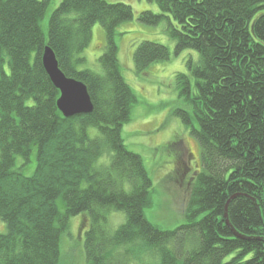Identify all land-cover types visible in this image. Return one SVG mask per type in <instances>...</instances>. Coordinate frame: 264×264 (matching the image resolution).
I'll use <instances>...</instances> for the list:
<instances>
[{"label": "trees", "instance_id": "16d2710c", "mask_svg": "<svg viewBox=\"0 0 264 264\" xmlns=\"http://www.w3.org/2000/svg\"><path fill=\"white\" fill-rule=\"evenodd\" d=\"M147 1L160 14L137 20L165 22L175 54H197L177 76L189 111L175 115L203 163L184 223L170 231L147 219L153 183L123 138L139 101L121 71L117 29L134 20L133 8L62 0L45 32L52 0H0V264H65L62 238L80 215L90 222L88 264H146V255L159 264H264V0ZM97 23L106 36L99 70H83ZM46 47L87 87L91 114L65 118L58 110ZM170 57L168 47L143 41L135 68L143 74ZM34 148L35 171L26 177L17 158L26 166ZM113 211L124 216L115 230L107 225Z\"/></svg>", "mask_w": 264, "mask_h": 264}, {"label": "rangeland", "instance_id": "374dc122", "mask_svg": "<svg viewBox=\"0 0 264 264\" xmlns=\"http://www.w3.org/2000/svg\"><path fill=\"white\" fill-rule=\"evenodd\" d=\"M62 0H52L42 22L46 32L48 21ZM110 4H125L133 8L134 20L120 25L117 29L119 60L124 79L130 85L139 103L133 108L132 121L123 128V138L127 148L139 155L153 183L150 194L151 207L145 211L147 219L162 230H174L184 223L186 207L191 195V183L202 170L201 148L197 140L175 115L180 110L189 111L184 95V87L179 85L177 76L188 74L187 61L192 51L175 54V42L166 33V23L147 26L137 18L140 13L151 11L160 14L156 4L147 0H104ZM106 41L105 32L99 23L92 28V41L83 56V70H99L98 59L102 55ZM143 41H150L168 47L171 57L168 61L156 63L145 73H137L134 54ZM73 79V78H71ZM75 80V79H74ZM182 88V89H181ZM181 91L183 93H181ZM92 131V135H94ZM37 150L34 148L30 163L22 167V159L17 158V168L26 177L35 171ZM59 208L64 205L59 200ZM124 216L113 211L107 223L111 230L118 229ZM90 227L85 215L74 217L69 223L65 242V264H88L85 256L84 234ZM112 232V231H111ZM0 233H6L5 224L0 221ZM146 264L156 263L152 255L144 258ZM62 261V260H61ZM155 262V263H152Z\"/></svg>", "mask_w": 264, "mask_h": 264}, {"label": "water", "instance_id": "95a60500", "mask_svg": "<svg viewBox=\"0 0 264 264\" xmlns=\"http://www.w3.org/2000/svg\"><path fill=\"white\" fill-rule=\"evenodd\" d=\"M44 70L60 93L58 110L65 118L91 114L94 110L87 87L77 80L68 78L60 69L57 57L50 47H46L42 57Z\"/></svg>", "mask_w": 264, "mask_h": 264}]
</instances>
